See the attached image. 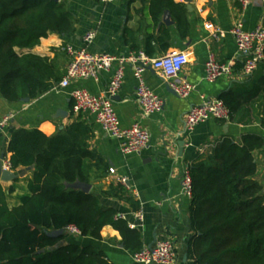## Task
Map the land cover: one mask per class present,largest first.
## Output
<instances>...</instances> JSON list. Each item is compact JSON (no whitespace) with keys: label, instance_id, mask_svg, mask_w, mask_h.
I'll use <instances>...</instances> for the list:
<instances>
[{"label":"trees","instance_id":"trees-1","mask_svg":"<svg viewBox=\"0 0 264 264\" xmlns=\"http://www.w3.org/2000/svg\"><path fill=\"white\" fill-rule=\"evenodd\" d=\"M166 12L180 36H187L190 24L184 4L150 0L149 14L153 25L160 28L159 42L170 38V29L161 23ZM75 25L64 1L0 0V97L4 101H33L61 81L56 61L33 51L49 31L72 34ZM247 96H259L264 104V81ZM240 97L227 94L220 98L230 121L236 120L241 109ZM261 123L264 126V118ZM91 134V128L81 121L52 136L38 128L12 131L8 145L11 169L32 167L33 173L28 194L16 207L9 206V194L0 184V264H111L107 254L92 245H62L70 235H49L70 225L80 230L81 237L94 240H101L103 228L111 226L119 232L126 251L134 254L144 247L141 231L131 229L128 220L98 196L94 183L106 175L109 165L90 148ZM263 147V137L248 134L241 142L225 138L205 156L195 158L189 207L194 264H264V190L254 179V153ZM77 181L94 185L93 190L86 194L67 187ZM112 190L134 212L140 210V203L125 187Z\"/></svg>","mask_w":264,"mask_h":264},{"label":"crops","instance_id":"crops-1","mask_svg":"<svg viewBox=\"0 0 264 264\" xmlns=\"http://www.w3.org/2000/svg\"><path fill=\"white\" fill-rule=\"evenodd\" d=\"M61 1L66 3L76 19L75 32L59 35L58 46L53 42L41 50L36 48L33 52L55 60L62 77L69 62L65 46L70 44L76 48L82 47L84 36L93 31L96 37L89 50L94 54L143 52L148 57L157 58L173 51L185 53L187 61L180 77L197 85V90L188 98L182 99L154 69L148 68L143 75L144 81L164 100L165 106L161 113L145 118L135 96L137 83L131 70L126 71L123 88L113 99L121 125L125 128L140 125L152 136L147 149L129 156L120 152L118 141L108 136L94 117L73 112L71 91L84 87L92 94L101 95L106 91L112 73L102 74L99 81L73 82L69 89L61 92L53 87L48 93L29 103L9 104L0 97V119L14 114L0 136L5 158L10 159L8 145L12 131L16 128H38L47 136H52L76 121L83 122L92 130L90 148L96 150L109 165V169L114 168L116 171L115 175H110L108 171L94 183L102 203L125 214L128 222L137 223L133 218L136 212L125 200H118L112 190L120 185L118 178H128L129 195L140 203L139 211L144 216L143 228L140 230L144 246L170 239L175 245L177 264H194L189 248L193 236L189 216L190 199L181 196L184 170L195 158L205 156L225 138L238 142L248 134L264 138V126L261 123L264 104L259 96L253 99L247 96L264 81V61L252 75H245L243 62L237 58V47L231 34L237 23H242L245 30H253L264 24V0H248L246 8L238 0H191L192 10L188 11L190 30L187 36H180L172 16L171 24L164 21L165 13L161 23L170 29V38L162 42L158 40L161 37L160 28L153 25L149 14L150 0H116L111 4H103L100 0ZM174 1L187 7L184 0ZM207 23H212L219 32L207 30ZM210 54L219 63L235 59L233 74L214 83L204 82L205 64ZM227 94L241 96L242 105L236 113L235 121L211 120L199 125L192 133H184L186 115L191 107L200 104L203 99H220ZM59 112L62 113L59 115ZM242 120L249 122L239 123ZM182 142L185 144L183 149L180 146ZM187 144H191V147H187ZM200 149L206 151L198 157ZM254 158L257 165L254 179L264 190V147L254 153ZM14 172L19 176L16 181L0 182L9 194L8 204L11 208L20 205L21 198L28 194L27 184L32 178L33 168H19ZM94 185H91V191ZM11 189L13 192L10 194ZM107 192L110 196L103 195ZM101 236V240L66 236L60 244L75 242L92 245L104 251L111 264H134L132 253L124 249L118 231L106 226Z\"/></svg>","mask_w":264,"mask_h":264},{"label":"built area","instance_id":"built-area-1","mask_svg":"<svg viewBox=\"0 0 264 264\" xmlns=\"http://www.w3.org/2000/svg\"><path fill=\"white\" fill-rule=\"evenodd\" d=\"M238 1L244 8L249 4L248 0ZM100 2L111 4L116 0H100ZM205 27L209 31L219 32L212 23H207ZM231 34L237 47V58L243 62V72L250 76L264 61V24H260L253 30H245L242 23H237ZM95 37L96 33L91 31L84 36L82 47L76 48L70 44L65 46L64 51L69 62L64 76L53 89L58 92L65 91L70 88L73 82L99 81L102 74L112 73L108 87L101 95L92 94L84 87L72 90L70 96L73 100V112L77 115L89 114L94 117L103 131L118 141L119 150L123 155L139 154L149 147L152 136L147 129L140 125L123 127L114 107L113 99L123 88L126 71L131 70L137 83L135 96L143 117L150 118L161 113L165 106L164 100L144 81L143 75L148 68L154 69L178 97L188 98L197 90V85L180 77L187 61L185 53L173 51L157 58L148 57L143 52L120 55L94 54L90 52L89 47ZM235 63V59L219 63L210 54L205 64L203 81L214 83L223 77L231 76L235 69ZM13 118L14 114H11L0 119V136ZM211 120L222 122L230 120L229 110L220 99H203L200 104L191 107L186 115L183 131L192 133L199 125ZM187 147H191V144H187ZM205 151L200 149L198 157L204 155ZM192 164L187 166L181 177V196L186 199L192 197L193 186L190 174ZM3 168L14 172L8 158H5ZM109 173L115 175L116 171L114 168H110ZM118 182L130 191L128 178L120 177ZM120 218L126 220L127 216L120 214ZM133 218L137 223L129 222V227L141 230L144 223L142 212L134 213ZM64 232L70 236L81 235L80 230L74 225L68 226ZM132 260L134 264H177L178 256L173 241L164 239L156 241L151 247L144 246L139 252L132 254Z\"/></svg>","mask_w":264,"mask_h":264},{"label":"water","instance_id":"water-1","mask_svg":"<svg viewBox=\"0 0 264 264\" xmlns=\"http://www.w3.org/2000/svg\"><path fill=\"white\" fill-rule=\"evenodd\" d=\"M51 1L59 3L61 0H51ZM184 1L187 3L188 11H191L192 10V8H191V0H184ZM170 18H171L170 12H166V14L164 16V21L167 24H171ZM23 102L24 103H29L30 100L29 99H25V100H23ZM61 113L62 112H59V115ZM184 145H185L184 142H182L180 144L181 149H183ZM4 160H5V152H2L1 155H0V182L9 183V182L16 181L19 178V176L15 172H12V171H9V170H5L3 168ZM28 169H31V168H28ZM67 187L71 188V189H74V190L82 191L83 193H86V194L90 193L91 189H92V186L90 184H86V183H83V182H80V181H77V182H75L73 184H67ZM64 234H65L64 230H58V231H54V232L49 233V235L51 237H59V236H62ZM153 244H151L150 247Z\"/></svg>","mask_w":264,"mask_h":264},{"label":"clouds","instance_id":"clouds-1","mask_svg":"<svg viewBox=\"0 0 264 264\" xmlns=\"http://www.w3.org/2000/svg\"><path fill=\"white\" fill-rule=\"evenodd\" d=\"M41 43L36 45L37 50L45 48L48 44L55 42L56 45H59L60 36L56 32L49 31L46 37L40 38Z\"/></svg>","mask_w":264,"mask_h":264}]
</instances>
